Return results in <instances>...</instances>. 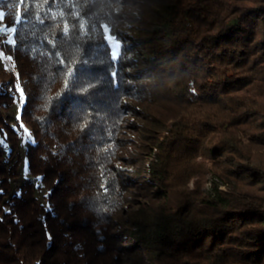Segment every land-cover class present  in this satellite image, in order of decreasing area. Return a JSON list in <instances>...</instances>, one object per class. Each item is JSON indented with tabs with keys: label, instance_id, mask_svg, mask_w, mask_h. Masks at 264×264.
Instances as JSON below:
<instances>
[{
	"label": "trees",
	"instance_id": "16d2710c",
	"mask_svg": "<svg viewBox=\"0 0 264 264\" xmlns=\"http://www.w3.org/2000/svg\"><path fill=\"white\" fill-rule=\"evenodd\" d=\"M0 13V264H264V0Z\"/></svg>",
	"mask_w": 264,
	"mask_h": 264
},
{
	"label": "rangeland",
	"instance_id": "374dc122",
	"mask_svg": "<svg viewBox=\"0 0 264 264\" xmlns=\"http://www.w3.org/2000/svg\"><path fill=\"white\" fill-rule=\"evenodd\" d=\"M4 26L2 24V19H0V40L2 42H6L7 41V32L4 30ZM115 55V53H114ZM0 66L3 67H11V63L7 58H4L3 56L0 55ZM14 106L11 109L10 114H12L14 117H18L20 116V109H21V102L20 101H15L14 102ZM19 130H21V136H20V140L18 141V148H17V152L19 155V159H21L20 161V166H19V177L16 180V184L20 185L23 183H28L31 182L33 184V186L37 189L38 185H39V180L35 177L32 176L31 173H29L28 170V160L25 157V153H26V148L28 146V143L30 142L31 139V131L29 130L28 126H23V128L19 127ZM0 150L2 151V153L5 156H8L10 153V146H8V143L6 142V138L5 135L0 134ZM210 179L208 178V182L204 187V192L205 194L208 192L209 189V181ZM190 187H192V184H190ZM36 198H40L44 195V190H40L38 193H35Z\"/></svg>",
	"mask_w": 264,
	"mask_h": 264
},
{
	"label": "snow or ice",
	"instance_id": "6c2138e0",
	"mask_svg": "<svg viewBox=\"0 0 264 264\" xmlns=\"http://www.w3.org/2000/svg\"><path fill=\"white\" fill-rule=\"evenodd\" d=\"M19 13H17V19H19ZM3 16V13H0V17H2ZM13 31H15V29H13ZM105 31H108V29H107V27L105 28ZM12 57H9V59H11ZM18 91H19V94H20V96L21 97H24V91H23V89L22 88H18L17 89ZM20 119V117L18 116L17 117V120H19ZM20 127L21 128H23V125H20Z\"/></svg>",
	"mask_w": 264,
	"mask_h": 264
}]
</instances>
